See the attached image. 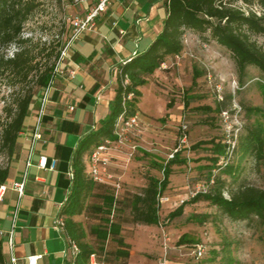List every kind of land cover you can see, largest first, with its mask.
Here are the masks:
<instances>
[{"label": "rangeland", "instance_id": "rangeland-1", "mask_svg": "<svg viewBox=\"0 0 264 264\" xmlns=\"http://www.w3.org/2000/svg\"><path fill=\"white\" fill-rule=\"evenodd\" d=\"M23 1L35 6L23 26L20 42H26L14 43L2 53L7 59L23 50L36 70L27 77L0 71V167H10L12 171L21 161L10 159L2 148L3 128L25 95L34 97L29 117L34 116L41 97L37 70L56 65V56L61 55L75 33V21L85 15L81 14V6L71 1ZM90 2L96 6L99 1H86L82 6L89 7ZM235 5L245 14L252 13V9L261 16L264 14L257 3ZM252 40L264 49V37L253 36ZM183 41V52L168 58L169 68L148 80L135 106L140 128L130 134L126 149L136 146L137 150L130 161L125 160L124 171L129 170L139 180L132 192L119 180L124 193L117 194V198L124 201L113 214L129 227L130 264H264V221L257 218L233 221L208 202L188 205L182 216L174 220L167 218L202 190L209 193L221 189L227 199L242 186L264 190V156L245 152L252 131L261 129L264 139L262 73L248 67L241 81L231 53L209 34L201 36L188 31ZM51 53L53 56L49 58ZM194 75H199L195 85ZM171 101L173 105L168 108ZM203 107L214 111L208 112ZM27 125L28 122L25 128ZM183 125L188 127V139L180 144ZM198 143L206 144L193 149ZM217 144L225 147L226 154L213 165L211 159L217 156L212 147ZM18 147L21 150L20 139ZM174 155L186 162L173 166L170 186L161 198L168 201L160 203L159 226L132 225L130 197L142 189L141 185L147 184L148 176L162 179L163 168ZM100 203L99 199L92 198L87 212L78 217L85 242L97 249L101 244L90 231L100 222L92 208ZM179 241L182 243L178 244ZM198 246L205 251L201 258L195 255ZM114 247V241L107 244L109 251ZM103 261L102 257L99 262Z\"/></svg>", "mask_w": 264, "mask_h": 264}, {"label": "trees", "instance_id": "trees-1", "mask_svg": "<svg viewBox=\"0 0 264 264\" xmlns=\"http://www.w3.org/2000/svg\"><path fill=\"white\" fill-rule=\"evenodd\" d=\"M239 2L246 5L257 3L264 9V0H165L167 17L160 34L146 51L119 66L116 97L110 104V114L101 121L97 129L80 141L72 160V187L61 212L65 222V235L78 250L72 264H93V261L95 264H128L131 246L122 236L125 224L121 219H115L113 215L117 205H121L124 201H118L117 194L124 192H118L110 185L93 182L88 174L85 160L105 140L115 139L113 132L119 116L124 112V98L131 93L135 98L128 102L126 114H136V103L142 97L141 88L168 58L179 56L183 52L186 32L191 31L201 36L209 34L214 42L227 49L232 55L241 81L248 67L258 69L264 77V49L252 40L253 36L264 37V14L260 17L254 13L246 15L235 5ZM34 8V4L24 3L23 0H0V71L10 72L17 77H27L36 70V67L27 59L25 51L21 50L14 57L7 59L2 53L10 45L20 42L23 26ZM49 56L51 58L53 53ZM58 58L59 55L56 56V59ZM54 68L55 64L43 71L37 70L39 73L37 83L41 91L54 78ZM126 77L129 79V84L124 87L123 82ZM197 77L199 75H194L193 85L196 84ZM33 98L31 94L21 98L17 103L16 111L11 115V120L3 128L2 148L10 159H20L19 139L34 105ZM172 105L171 101L168 108ZM203 110L214 111L211 107H203ZM203 144L206 143H198L193 149ZM212 148L217 157L211 161L213 165H216L226 151L225 147L219 144ZM245 152L261 158L264 156V139L261 129L250 133ZM185 162L174 155L173 159L164 166L162 179L148 176L145 187L130 197L129 222L132 225L159 226L160 199L170 186V176L174 172L173 166L182 165ZM11 178L10 167H0V187L10 184ZM92 198L101 201L100 205L92 207L100 217V222L90 231V234L101 244L98 249L85 242V232L78 221V217L87 212ZM199 202H208L236 222L249 221L253 218L264 221V190L253 186L238 188L230 193L229 199L225 198L222 190L218 188L209 193H199L188 202H183L169 213L167 218L174 220L184 214L186 206ZM196 217L197 215L192 218ZM110 241L115 243L113 251L107 248ZM181 243L182 241H179L178 244ZM102 257L105 262H99ZM0 264H7L1 238Z\"/></svg>", "mask_w": 264, "mask_h": 264}, {"label": "crops", "instance_id": "crops-1", "mask_svg": "<svg viewBox=\"0 0 264 264\" xmlns=\"http://www.w3.org/2000/svg\"><path fill=\"white\" fill-rule=\"evenodd\" d=\"M79 6L81 14H85L83 18L95 7L92 2L89 7ZM166 17L165 0H114L96 18L94 30L83 32L73 40L60 67L64 74L55 77L50 90L43 119L46 142L37 146L25 196L20 202L13 250L17 264H28L27 258L32 256L39 257L37 264L73 263L75 256L69 239L65 232L56 228V223L62 218V208L71 191L74 154L80 141L109 116L110 104L116 97L119 66L149 48L162 31ZM169 63L167 60L148 80L163 74ZM35 118L36 111L28 118V127L20 135L21 164L12 171L10 183L19 181L25 170L29 136ZM128 150L125 148L123 152L114 154L110 173L116 180L126 183L132 192L139 178L130 175L129 170L124 171ZM41 156L47 157L49 162L56 160L55 170L39 169L37 164ZM85 162L88 169V157ZM141 186L145 187L144 184ZM121 189L118 192H124ZM17 202L16 192L9 189L0 203V230L6 233L12 228L11 212ZM128 228L123 226L122 236L131 246L130 264L132 245ZM3 243L8 264L10 251L5 239Z\"/></svg>", "mask_w": 264, "mask_h": 264}, {"label": "built area", "instance_id": "built-area-1", "mask_svg": "<svg viewBox=\"0 0 264 264\" xmlns=\"http://www.w3.org/2000/svg\"><path fill=\"white\" fill-rule=\"evenodd\" d=\"M71 1V3L75 6L82 5L86 1L90 0H66ZM98 4L84 17L81 19H77L75 21V33L68 42V44L63 48L61 55L58 58V61L55 65L54 71L55 75L54 78L50 81L49 85L42 89L41 91V97L38 102L37 110H36V118L34 125L31 130V134L29 136V151L27 155V159L25 161V170L22 174V177L19 181H14L8 185H3L0 187V203L4 201L5 195L9 189L16 192L18 196V202L15 208L11 212V218H12V228L9 232H4L0 230V238L2 240L5 239V243L7 244V247L10 251V257H9V263L8 264H17L18 259L13 254V250L15 247V239H14V231L17 227V222L19 218L20 213V202L22 198L25 196V187L26 183L29 178V170L33 166V157L35 155L37 146L42 142L45 143L46 140L44 138L43 134V119L46 113L47 105L50 100V90L53 86L55 77L60 74H64V72L61 70V64L63 63L64 59L66 58L68 54V50L75 38H77L81 33L86 31H92L95 28V20L99 15L106 11L107 6L113 1V0H98ZM244 4V3H242ZM246 5V4H244ZM249 6V5H246ZM241 9V8H240ZM243 11V9H241ZM252 13L256 14L258 17L261 16L259 12H256L252 9ZM244 12V11H243ZM245 13V12H244ZM249 15L248 13H246ZM209 81H211L212 76H208ZM129 84V79L126 77L123 86L126 87ZM135 98L134 94L131 93L127 95L124 98V112L121 114L115 124L114 128V140L107 139L105 140L101 145H99L97 148L94 149V151L91 153V155L88 158V174L93 182L100 183V184H106L114 187L117 191H119L122 186L120 181L116 180L115 177L110 173V168L113 164L114 160V154L123 152L125 148L128 147L127 142L129 141L130 134L140 128V122L138 120L137 114L129 115L126 114L128 112L127 104L129 101H132ZM181 137L179 138L180 144H185L188 139V127L186 125L182 126L181 129ZM137 150L136 146H129V150L126 153V160L130 161L132 157H134L135 152ZM39 169L42 170H55L57 166V161L52 160L49 162L48 158L45 156H41L38 164ZM71 179H72V170H71ZM204 188V187H203ZM199 193H208L205 190H202ZM197 193V194H199ZM196 194V195H197ZM195 195V196H196ZM168 201V199H160V203ZM56 228L61 231L65 232V222L63 218L58 219L56 223ZM69 244L72 248L73 255L76 256L78 253L77 247L74 243H72L69 240ZM204 249L202 246H198L195 252V255L198 258L203 257ZM39 260L38 256H32L27 258L28 264H37ZM93 264L94 261H93Z\"/></svg>", "mask_w": 264, "mask_h": 264}]
</instances>
